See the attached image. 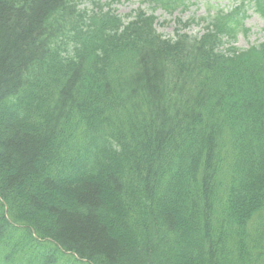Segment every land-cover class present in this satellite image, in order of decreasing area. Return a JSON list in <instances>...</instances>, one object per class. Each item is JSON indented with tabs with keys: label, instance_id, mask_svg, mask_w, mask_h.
<instances>
[{
	"label": "trees",
	"instance_id": "obj_1",
	"mask_svg": "<svg viewBox=\"0 0 264 264\" xmlns=\"http://www.w3.org/2000/svg\"><path fill=\"white\" fill-rule=\"evenodd\" d=\"M73 2L0 0V264H264V47Z\"/></svg>",
	"mask_w": 264,
	"mask_h": 264
},
{
	"label": "rangeland",
	"instance_id": "obj_2",
	"mask_svg": "<svg viewBox=\"0 0 264 264\" xmlns=\"http://www.w3.org/2000/svg\"><path fill=\"white\" fill-rule=\"evenodd\" d=\"M102 2H108L110 0H101ZM240 0H191L192 5L187 10L176 11L173 15L165 13L162 9L157 10L156 14L158 15L157 28L158 31L163 34L165 37L172 38L174 37V32L177 28L174 18L183 20L186 22L190 18H199L202 16H207L212 14L216 9L229 10L236 5ZM208 4H211L216 7L209 12ZM142 5L143 8L148 7V3L141 0H130L122 3L114 4L117 13L125 16L129 14L133 9ZM250 10V8H249ZM171 16V17H169ZM171 20V21H170ZM245 25L247 28H250V33L244 34L241 33L237 37L235 42L236 46L239 48H247L248 46L264 40V19L261 18L258 14L248 11L247 18L245 20ZM189 34H202L203 28L200 26H192L186 30Z\"/></svg>",
	"mask_w": 264,
	"mask_h": 264
}]
</instances>
